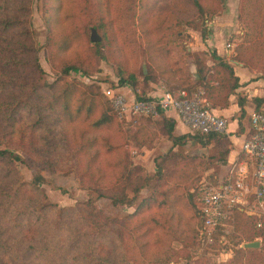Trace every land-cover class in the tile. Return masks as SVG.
I'll return each mask as SVG.
<instances>
[{
    "label": "rangeland",
    "instance_id": "1",
    "mask_svg": "<svg viewBox=\"0 0 264 264\" xmlns=\"http://www.w3.org/2000/svg\"><path fill=\"white\" fill-rule=\"evenodd\" d=\"M220 1L200 0L202 10L194 6L192 0H20L12 8L27 7L28 28L48 83L58 78L62 63L78 60L86 72L82 69L71 71L67 78L73 83L93 84L103 93L104 86H120V77L135 74L141 79L152 73L154 79L147 85L139 80L134 87H120L147 96L160 94L166 86L183 83L184 79L197 80L194 74H198L199 63L204 70L209 66L207 60L213 64L210 55L215 41L208 46L207 40L218 33L223 58L235 67L238 66L237 55H240L246 60L242 67L249 71V81L260 80L264 90V58L259 59L251 50L245 51L251 34L246 36L249 30L239 17L242 0ZM96 25H101L98 34L107 38L101 47H94L90 41L91 28L96 29ZM244 86L242 83L237 92L252 97L242 89ZM200 90L203 89L197 88L195 92ZM101 95L98 93L96 99L103 100ZM230 98L237 104L236 95ZM247 105L253 104L249 101ZM239 112L234 117H238ZM99 113L97 110L92 121ZM248 117L244 121L249 126ZM51 118L43 119L39 127ZM37 121V114L22 111L18 124L21 130L16 128L10 137L5 129L0 134V146L16 149L22 156L35 159L32 165L18 163V170L26 182L36 174H43L45 182L40 191L45 203L70 207L92 200L103 213L118 219L134 212L151 190H167V201L162 203L163 197L155 196V200L142 207L132 219L130 227L136 226L137 231L126 240L127 263L220 264L233 252L224 253L223 250L240 246L237 245L239 240L231 235L226 241L220 238L219 245L214 248L206 247L196 234L195 198L190 195L203 179L222 176L225 172L226 167L221 162V153L226 148L224 141L206 147L189 141L174 147L165 135L161 118L143 119L134 128L122 127L114 119L102 129L91 130L92 121L77 117L73 121L66 120L62 128L68 136L83 141V156L77 152L80 144L72 141L78 163L68 144L64 150L59 147L54 152L57 156L53 166H47L42 159L49 147L46 131L27 130L29 124L32 126ZM53 127L56 131L61 128L56 124ZM124 162H128L129 169L139 178L148 179V187L141 191L134 207L116 208L109 199L99 197L88 188L89 181H81V174L88 169L99 179L101 188L109 186L113 190ZM138 236L141 238L137 239ZM225 242L226 247L222 246ZM117 243L119 246L118 240Z\"/></svg>",
    "mask_w": 264,
    "mask_h": 264
},
{
    "label": "trees",
    "instance_id": "2",
    "mask_svg": "<svg viewBox=\"0 0 264 264\" xmlns=\"http://www.w3.org/2000/svg\"><path fill=\"white\" fill-rule=\"evenodd\" d=\"M17 1L20 0H0V134L6 129L5 133L11 137L16 128L21 130L18 127L21 112H33L38 115V121L32 126L29 124L27 130L46 131L45 139L49 147L42 158L43 163L53 166L54 157L57 156L54 152L58 151L59 147L64 150L68 144L69 151L72 149V156L78 163L72 141L80 144V150H77L80 157L83 156V141L79 139L78 142L65 134L62 128L64 122L73 121L77 117H83V121H92L97 110H100L98 118L91 122V130H94L108 126L114 119L118 120L117 116L108 99L99 92L98 86H84L68 80L71 71L82 69L86 72L81 61L62 63L58 78L52 83L46 81L38 51L34 47L28 28L27 7L12 8ZM192 2L198 9H203L200 0ZM210 11L215 12L216 9ZM239 17L249 30L246 36L251 34L248 40L250 44L245 51L251 50L255 56L263 59L264 0H242ZM95 27L97 32L100 31L101 25ZM105 39L107 40L106 36L102 35L99 42H93L94 47H101ZM237 56L238 62H235H242L241 65L244 66L246 60L240 55ZM210 57L213 64L205 70L202 63H199L197 80L191 82L184 79L183 83L166 86V91L177 95L180 90H186L188 94H192L197 88H202L204 98L210 103L212 110L227 108L230 97L236 95L240 112L237 117L238 130L233 134L239 136L245 132L242 123L247 116L245 107L251 101L254 112L264 113V98L239 94L237 90L242 84L234 66L218 55L216 50H212ZM153 79L152 73L143 75L141 79L135 74H128L127 77L119 78V85L134 87L139 80L147 85ZM98 93L103 95V100L96 99ZM135 95L138 99L150 97L137 90ZM46 117L52 118L39 127ZM161 119L165 135L174 147L183 146L189 141L201 147L213 142L221 144L224 141L226 148L221 153V162L226 171L234 168L243 159L242 153L232 156L233 143L229 135L190 132L178 134L174 118L162 115ZM118 122L123 127L119 120ZM54 124L61 127L59 131L55 130ZM66 138H69V141ZM60 142L62 143L59 144ZM18 163L32 165L36 161L32 157L22 156L16 149L0 146V264H129V247L126 240L132 236L133 231H137L136 226L130 227L132 219L142 207L150 205L155 196H162V203L167 201V190H151L138 203L134 212L126 213L118 219L103 213L92 200L70 207H59L45 203V196L40 191L45 182L43 174H36L29 182L23 181ZM248 168L251 174L250 163ZM119 175L113 190L109 186L101 188L99 179L88 169L84 170L80 178L83 183L89 181L88 188L97 192L99 197L109 199L116 208L134 207L141 191L148 187V179L139 178L134 170L129 169L128 162H124ZM204 180L215 179L213 176ZM199 186L200 184L190 193L193 199L195 198L196 215L199 212ZM154 223L159 225L157 220H154ZM221 235H224L226 240L234 235L239 240L237 245L260 239L261 247L223 250L224 253L233 252L229 259L220 264H264V214L259 210L255 208L249 212L247 209H234L232 217L218 228L214 240L206 243V247L214 248L219 245L218 238ZM139 238L141 236L137 237ZM222 246L226 247V242Z\"/></svg>",
    "mask_w": 264,
    "mask_h": 264
},
{
    "label": "built area",
    "instance_id": "3",
    "mask_svg": "<svg viewBox=\"0 0 264 264\" xmlns=\"http://www.w3.org/2000/svg\"><path fill=\"white\" fill-rule=\"evenodd\" d=\"M103 94L126 128H134L143 119L157 120L173 113L190 133L236 136L229 134L227 118L215 114L210 108L203 90L192 94L180 90L177 95L165 90L138 99L129 88L104 86ZM249 124L250 128L240 143L243 159L234 168L225 170L222 176H214L215 180L203 179L200 183L196 229L205 243L214 240L218 228L232 217L236 208L249 212L256 208L264 214V113L253 111ZM248 163L252 166L251 174ZM220 238L226 241L224 235L218 241Z\"/></svg>",
    "mask_w": 264,
    "mask_h": 264
},
{
    "label": "crops",
    "instance_id": "4",
    "mask_svg": "<svg viewBox=\"0 0 264 264\" xmlns=\"http://www.w3.org/2000/svg\"><path fill=\"white\" fill-rule=\"evenodd\" d=\"M219 34L217 33H213V35H211L210 39L207 40V44L209 46V43L212 41L214 42L215 45H212V49L216 50L218 55H220L221 57H224V50L222 49V47H220V43H219ZM217 37V38H216ZM207 65H211L210 64V60L206 61ZM235 73L239 76V78L241 79V84L245 83V86L242 89L246 90V94H248L249 96L252 97H264V94H262V92H264V90L262 89V84L260 83V80L257 81H249V71L242 67L241 64H238V66L234 67ZM199 78V77H198ZM238 106L236 104V102H234V100L232 98H230V104L227 108H223V109H214V113L217 115H221L225 118H230L229 125H228V132L229 134H233L236 130H238V122H237V117H234L235 115H237L238 113ZM246 113L247 115H249L254 111V107L253 105H247L245 107ZM170 117L174 118L176 121V131L178 134H183L188 132L187 129L178 121V119L176 118V116L171 113ZM248 117V119H249ZM248 122V121H247ZM243 123V127L245 129V132L239 136H233V135H229L230 139L232 140L233 143V151H232V156L234 157L237 153H240V143H241V139L244 137L245 133L248 132L249 128H250V124L248 126V123H246L244 120L242 121Z\"/></svg>",
    "mask_w": 264,
    "mask_h": 264
},
{
    "label": "water",
    "instance_id": "5",
    "mask_svg": "<svg viewBox=\"0 0 264 264\" xmlns=\"http://www.w3.org/2000/svg\"><path fill=\"white\" fill-rule=\"evenodd\" d=\"M100 40H101V36L98 34L97 30L95 28H91L90 41L99 42ZM143 70L144 73H146L145 67L143 68ZM194 75H195V79H198L199 75L197 74V72ZM260 244H261L260 241H252V242L242 243L239 247L258 249L260 247Z\"/></svg>",
    "mask_w": 264,
    "mask_h": 264
}]
</instances>
